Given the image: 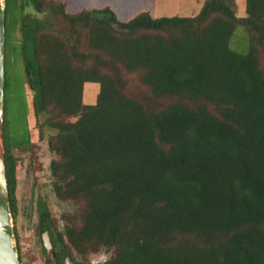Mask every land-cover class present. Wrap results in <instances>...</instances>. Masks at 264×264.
I'll return each mask as SVG.
<instances>
[{
	"label": "trees",
	"instance_id": "trees-1",
	"mask_svg": "<svg viewBox=\"0 0 264 264\" xmlns=\"http://www.w3.org/2000/svg\"><path fill=\"white\" fill-rule=\"evenodd\" d=\"M4 4L5 55L22 58L57 130L54 195L82 204L58 239L83 255L112 250L102 264H264V0H246L244 16L235 0H204L195 15L129 20L110 5ZM26 4L45 19L25 15ZM240 25L246 53L230 47ZM87 82L100 85L94 104ZM10 140L4 125L14 217ZM38 212L40 231H52L41 199Z\"/></svg>",
	"mask_w": 264,
	"mask_h": 264
},
{
	"label": "rangeland",
	"instance_id": "rangeland-1",
	"mask_svg": "<svg viewBox=\"0 0 264 264\" xmlns=\"http://www.w3.org/2000/svg\"><path fill=\"white\" fill-rule=\"evenodd\" d=\"M64 1H66L67 10L70 12L110 5L122 20H129L139 12L149 10L153 2V0ZM1 3L4 7V0H1ZM22 12L30 18L45 19L44 14L36 13L27 4ZM48 23L46 29L49 31L53 28L48 29V27L50 28L53 24ZM20 26L21 23L15 26L16 39L19 45ZM230 47L242 53L249 50L248 32L243 26L240 25L235 29L230 40ZM14 58L9 60L8 55H5V72L6 77L11 81V86L5 88L4 93L5 133L11 137L9 142L12 143L13 153L17 158L15 195L18 210L14 217L10 216L16 240L15 234L13 238L15 248H18L21 255L19 264H46L48 250H46L43 241V233L37 225L38 200L41 199L48 207L52 227L56 233L62 230L65 217H73V214L78 215L82 204L62 201L54 195L49 164L51 159L57 158V154L50 149L48 139L55 135L57 130L50 124V113L39 109L38 103L35 102L34 91L30 89L22 58L19 57V60ZM99 89V83L87 82L83 95L84 101L89 104L96 103ZM133 92L146 94V91L136 90ZM75 119L74 116L67 118V120ZM48 238L51 243L50 236ZM63 241L64 250L69 254L70 260L77 264H100L112 253V250H100L83 255L77 253L65 237ZM49 264H53L51 258Z\"/></svg>",
	"mask_w": 264,
	"mask_h": 264
},
{
	"label": "water",
	"instance_id": "water-1",
	"mask_svg": "<svg viewBox=\"0 0 264 264\" xmlns=\"http://www.w3.org/2000/svg\"><path fill=\"white\" fill-rule=\"evenodd\" d=\"M4 7L0 0V264H19L13 238L11 224L9 190L6 179L4 159V103H5V21ZM44 244L48 249L50 240L47 235L43 237ZM49 245V246H48Z\"/></svg>",
	"mask_w": 264,
	"mask_h": 264
},
{
	"label": "crops",
	"instance_id": "crops-1",
	"mask_svg": "<svg viewBox=\"0 0 264 264\" xmlns=\"http://www.w3.org/2000/svg\"><path fill=\"white\" fill-rule=\"evenodd\" d=\"M237 15H245L246 0H235ZM204 0H153L149 9L155 16L195 15L202 7Z\"/></svg>",
	"mask_w": 264,
	"mask_h": 264
},
{
	"label": "flooded vegetation",
	"instance_id": "flooded-vegetation-1",
	"mask_svg": "<svg viewBox=\"0 0 264 264\" xmlns=\"http://www.w3.org/2000/svg\"><path fill=\"white\" fill-rule=\"evenodd\" d=\"M37 225H39V212H38ZM42 233H43V236L44 235L50 236V239H51L50 246L48 245L49 248L48 249L46 248V250H48L47 251L48 254L46 257V264L50 263V258L53 260V264H77L70 260L69 254L64 250L65 249L64 241H61L60 239H58V236H57L58 232L56 233L53 227H52V231H49L46 229V230H43Z\"/></svg>",
	"mask_w": 264,
	"mask_h": 264
}]
</instances>
